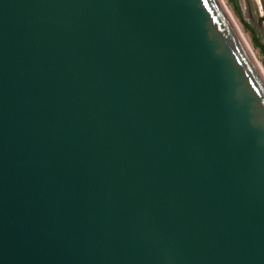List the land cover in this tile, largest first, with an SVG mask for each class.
<instances>
[{
	"label": "water",
	"instance_id": "water-1",
	"mask_svg": "<svg viewBox=\"0 0 264 264\" xmlns=\"http://www.w3.org/2000/svg\"><path fill=\"white\" fill-rule=\"evenodd\" d=\"M0 264H264V77L221 0H0Z\"/></svg>",
	"mask_w": 264,
	"mask_h": 264
},
{
	"label": "rangeland",
	"instance_id": "rangeland-1",
	"mask_svg": "<svg viewBox=\"0 0 264 264\" xmlns=\"http://www.w3.org/2000/svg\"><path fill=\"white\" fill-rule=\"evenodd\" d=\"M264 70V0H224Z\"/></svg>",
	"mask_w": 264,
	"mask_h": 264
},
{
	"label": "bare ground",
	"instance_id": "bare-ground-1",
	"mask_svg": "<svg viewBox=\"0 0 264 264\" xmlns=\"http://www.w3.org/2000/svg\"><path fill=\"white\" fill-rule=\"evenodd\" d=\"M221 2H222V4L225 6V8L227 9L228 14L230 15V17H231L233 23L235 24V26H236L237 29H238V26H237V24L235 23V21H234L232 15H231V12L229 11V9H228L227 5L225 4L224 0H221ZM238 31H239V33H240V35H241L243 41L245 42V44H246L248 50L250 51L251 55H252L253 58L255 59L257 65H258V67H259V70H260L261 74H262L263 77H264V70H263L262 66L260 65V63L258 62V60L256 59V57L254 56V53L252 52V49L250 48V46H249L248 43L246 42V40H245L246 38L244 37V35L241 33V31H240L239 29H238Z\"/></svg>",
	"mask_w": 264,
	"mask_h": 264
}]
</instances>
